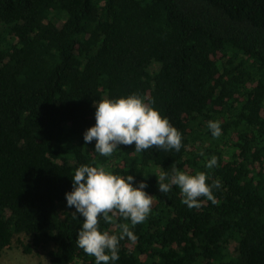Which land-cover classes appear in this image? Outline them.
Returning <instances> with one entry per match:
<instances>
[{
  "label": "trees",
  "instance_id": "16d2710c",
  "mask_svg": "<svg viewBox=\"0 0 264 264\" xmlns=\"http://www.w3.org/2000/svg\"><path fill=\"white\" fill-rule=\"evenodd\" d=\"M132 94L181 132L179 152L133 144L104 157L85 143L96 102ZM84 164L154 197L134 227L100 219L137 237L110 264H264V0H0V255L15 241L49 264H95L66 201ZM172 165L219 179L216 203L160 192L155 174Z\"/></svg>",
  "mask_w": 264,
  "mask_h": 264
},
{
  "label": "clouds",
  "instance_id": "9594fccd",
  "mask_svg": "<svg viewBox=\"0 0 264 264\" xmlns=\"http://www.w3.org/2000/svg\"><path fill=\"white\" fill-rule=\"evenodd\" d=\"M95 108L96 123L86 130L83 138L86 144L95 140V152L101 156H112L120 145L134 144L137 153L152 147L179 152L183 147L181 132L139 95L105 98L96 102ZM207 127L213 138L222 134L219 121L210 120ZM214 166H218L215 155L206 164L209 169ZM155 175L160 192L167 194L173 186H177L183 197L182 203L190 209L201 207V197L216 203L212 189L219 188L221 181L217 179L209 185L204 172L190 174L172 165L171 174L160 171ZM72 181V191L66 193L67 206L75 208L74 217L79 214L84 218L77 234V246L85 254L93 256L95 264H110L119 260L120 241L127 238L134 242L137 237L128 223L119 225V236L101 231L100 219L112 223L114 217L119 216L130 220L133 227L143 223L152 211L154 199L144 191L147 184L140 182L138 187H133L132 175H115L103 166L87 164L75 169Z\"/></svg>",
  "mask_w": 264,
  "mask_h": 264
},
{
  "label": "rangeland",
  "instance_id": "374dc122",
  "mask_svg": "<svg viewBox=\"0 0 264 264\" xmlns=\"http://www.w3.org/2000/svg\"><path fill=\"white\" fill-rule=\"evenodd\" d=\"M0 264H49V262L43 249L26 254L14 241L11 246L2 251Z\"/></svg>",
  "mask_w": 264,
  "mask_h": 264
}]
</instances>
